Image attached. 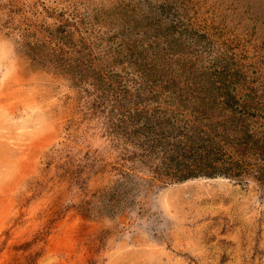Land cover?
I'll return each mask as SVG.
<instances>
[{"label":"rangeland","instance_id":"374dc122","mask_svg":"<svg viewBox=\"0 0 264 264\" xmlns=\"http://www.w3.org/2000/svg\"><path fill=\"white\" fill-rule=\"evenodd\" d=\"M207 85L262 141L264 0H0V264H264V177L166 179L124 125Z\"/></svg>","mask_w":264,"mask_h":264},{"label":"trees","instance_id":"16d2710c","mask_svg":"<svg viewBox=\"0 0 264 264\" xmlns=\"http://www.w3.org/2000/svg\"><path fill=\"white\" fill-rule=\"evenodd\" d=\"M205 87V88H204ZM202 103L193 106L195 119H177V113L155 117L157 111L139 110L126 128L140 131L145 149L161 157L166 179L181 181L200 175L264 177V136L255 139L251 107L239 103L229 87L203 86ZM223 100L221 101V99ZM143 120V121H141ZM149 155V154H148ZM250 155H257L254 162Z\"/></svg>","mask_w":264,"mask_h":264},{"label":"bare ground","instance_id":"6f19581e","mask_svg":"<svg viewBox=\"0 0 264 264\" xmlns=\"http://www.w3.org/2000/svg\"><path fill=\"white\" fill-rule=\"evenodd\" d=\"M210 179H213V178H210Z\"/></svg>","mask_w":264,"mask_h":264}]
</instances>
